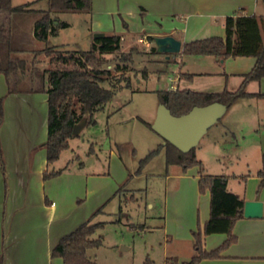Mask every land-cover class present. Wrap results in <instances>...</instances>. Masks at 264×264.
Listing matches in <instances>:
<instances>
[{"label":"crops","instance_id":"crops-1","mask_svg":"<svg viewBox=\"0 0 264 264\" xmlns=\"http://www.w3.org/2000/svg\"><path fill=\"white\" fill-rule=\"evenodd\" d=\"M89 14L92 32L117 34L123 42L127 37L131 40L128 46L141 35H172L179 39L180 51L173 58L171 54L165 58L168 65L174 62L178 67L162 74L164 89L169 78H173L175 89L196 92H233L239 88L254 66L255 57L181 52L185 42L223 37L226 16L256 15L264 37V0H91ZM243 90L254 95L233 100L201 137L195 154L207 173L225 175L227 189L244 201L258 195L262 215L238 218L232 230L235 241L218 258H203L197 264H264V179L257 175L264 152V76L248 80ZM0 95V253L4 254V264H63L61 257L51 253L57 241L89 217L92 221L105 213L121 189L124 196L117 198L118 211L110 213L119 214V218L126 213L121 204L133 201L127 196L131 189L124 187L129 176L127 168L118 159L114 166L112 158L104 163L98 159L91 170L72 158L58 163L64 150L57 160L47 163L42 146L47 137V93H9L0 74ZM109 155L114 156L115 151L110 149ZM59 169L58 174L44 178L45 171ZM164 181V239L168 243L180 241L193 250L192 231L202 228L209 217V192L198 190V166L182 171L176 164L166 165ZM226 237L225 233L205 235L203 247L216 248ZM190 257L176 255L178 264Z\"/></svg>","mask_w":264,"mask_h":264},{"label":"trees","instance_id":"trees-1","mask_svg":"<svg viewBox=\"0 0 264 264\" xmlns=\"http://www.w3.org/2000/svg\"><path fill=\"white\" fill-rule=\"evenodd\" d=\"M91 0H29L14 5L11 0H0V74L5 78L9 93L21 91H43L47 93L48 123L47 137L42 146L46 152L47 163L58 159L61 151L69 146V138L73 137L72 128L82 120L86 125H95V113L101 110L112 94L128 79L119 78L110 69L103 67L104 54L120 50V36L117 34L94 38L89 49H75L62 54L52 45L49 37L58 33L60 26L67 23L60 20L59 12L90 11ZM32 25V36L41 41L44 47L40 51L52 55L55 67H33L31 70L26 57V41H23L25 26ZM225 35L209 36L185 42L182 53L187 55H217L223 57L253 56L255 64L245 74L239 88L233 92H196L188 89L157 90L159 103L164 104L173 115L188 112L192 106H202L219 101L227 106L241 96H252L245 93L243 87L250 79L264 76V37L260 31V19L256 15L232 14L224 19ZM62 46V45H61ZM156 51L155 45L151 46ZM131 47L127 55L136 52ZM126 54L121 59L126 60ZM116 70L122 67L116 65ZM31 71V72H30ZM27 79L30 84L21 88L18 84ZM3 119V96L0 95V124ZM165 163L176 164L182 171L198 166V190H208L209 217L202 228L192 231L193 255L180 264H197L203 258H218L220 252L234 242L233 225L243 216L244 199L227 189V177L207 173L203 163L196 157L195 147L182 152L169 142L163 144ZM159 148V147H158ZM158 148L150 150L140 160L147 161ZM1 156V155H0ZM60 172L45 171L44 178ZM257 175L264 179V152ZM97 209L95 212H98ZM103 222H92L89 217L70 233L62 236L52 248V255L59 256L63 264H100L89 255L88 250L102 244V235H94ZM211 233H225L227 237L219 246L211 250L203 247V236ZM0 264H4V254L0 253ZM144 264H152L147 257ZM165 264H178L176 257L166 258Z\"/></svg>","mask_w":264,"mask_h":264},{"label":"rangeland","instance_id":"rangeland-1","mask_svg":"<svg viewBox=\"0 0 264 264\" xmlns=\"http://www.w3.org/2000/svg\"><path fill=\"white\" fill-rule=\"evenodd\" d=\"M26 1L29 0H11L14 5ZM89 15L88 11L81 10L59 12V19L67 25L60 26L57 35L49 37L50 44L59 46L57 49L62 54L75 49H89L95 33L90 30ZM22 39L26 41L27 65L31 70L36 66L39 70L56 66L51 59L55 54L36 53L44 44L33 38L32 25L25 26ZM128 40L126 37L124 42L120 41L123 43L119 51L104 54L103 67L110 69L116 77L128 79L129 84L125 86V81H120L123 86L95 113V125L83 126L79 136L70 139V147L63 151L58 163L72 158L76 164L83 162L85 169L91 170L98 165V159L104 163L112 158L114 166L118 159L127 168L129 176L124 187L131 189L127 196L133 201L121 204L126 212L121 218L119 214L110 213L118 211L117 198L124 196L121 189L105 213L94 217L92 222H103L94 234L102 235V244L89 249L90 256L100 264H144L147 257L152 264H165L166 258L176 255L178 258L190 257L193 251L190 246L186 249L180 241L168 243L164 239L161 227L166 173L164 140L151 127L159 104L156 91L164 89L162 74L174 71L178 65L174 62L168 65L166 54L152 52L151 47H144L136 37L130 46L131 40ZM131 47H136L137 51L128 56ZM123 54H126V60L121 59ZM176 54L172 53L171 57ZM116 65L122 69L116 70ZM28 84L30 82L25 78L18 85L26 88ZM155 148H158L157 152L141 165L140 160ZM110 149L115 151L114 156L109 155ZM115 171L118 174L116 168ZM172 182L173 179H170L169 183ZM122 245L129 249H124Z\"/></svg>","mask_w":264,"mask_h":264},{"label":"water","instance_id":"water-1","mask_svg":"<svg viewBox=\"0 0 264 264\" xmlns=\"http://www.w3.org/2000/svg\"><path fill=\"white\" fill-rule=\"evenodd\" d=\"M103 36L102 32L93 34L94 38ZM153 40L156 51L166 54V57L178 53L181 49V41L172 35H156L153 36ZM226 108V104L214 101L202 106L194 105L184 114L173 115L164 104L159 103L151 127L164 139V142H169L180 151L187 152L197 146L201 137L219 120ZM85 124V120L75 123L72 135H77ZM243 215L245 217L262 215V202L258 195L254 199L244 201Z\"/></svg>","mask_w":264,"mask_h":264},{"label":"built area","instance_id":"built-area-1","mask_svg":"<svg viewBox=\"0 0 264 264\" xmlns=\"http://www.w3.org/2000/svg\"><path fill=\"white\" fill-rule=\"evenodd\" d=\"M122 37H120V40ZM137 41L144 45V47H151L154 45L153 37L151 36H141L137 38ZM168 90H175V84L173 83V78H169V83L167 85Z\"/></svg>","mask_w":264,"mask_h":264}]
</instances>
